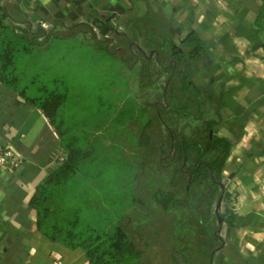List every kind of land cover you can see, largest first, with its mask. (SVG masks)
Segmentation results:
<instances>
[{"label": "crops", "instance_id": "1", "mask_svg": "<svg viewBox=\"0 0 264 264\" xmlns=\"http://www.w3.org/2000/svg\"><path fill=\"white\" fill-rule=\"evenodd\" d=\"M262 7V0H0L20 30L85 26L99 39L144 36L161 52L173 44L186 54L184 40L191 33L201 39L202 55L190 59L191 82L202 91L211 136L230 147L219 198L208 207L215 222L208 245L201 257L178 251L184 261L175 264H264ZM0 144L24 160L18 169L0 170V264H89L82 250L37 228L32 196L65 155L44 113L1 81Z\"/></svg>", "mask_w": 264, "mask_h": 264}, {"label": "rangeland", "instance_id": "2", "mask_svg": "<svg viewBox=\"0 0 264 264\" xmlns=\"http://www.w3.org/2000/svg\"><path fill=\"white\" fill-rule=\"evenodd\" d=\"M98 39L85 27L56 30L46 43L37 39L43 45L27 67V74L43 72L60 82L62 98L51 125L65 156L57 166L68 158L64 144L79 151V182L56 189L46 203L49 218L67 232L78 206L80 228L122 226L134 250L132 260L121 264L181 263L178 251L188 259L201 257L215 228L208 207L219 190L194 175L191 162L176 161L169 146L182 138L205 146L210 113L204 104L199 110L192 94L178 92L186 66L179 65L170 79L163 74L171 60L168 48L162 53L144 36Z\"/></svg>", "mask_w": 264, "mask_h": 264}, {"label": "trees", "instance_id": "3", "mask_svg": "<svg viewBox=\"0 0 264 264\" xmlns=\"http://www.w3.org/2000/svg\"><path fill=\"white\" fill-rule=\"evenodd\" d=\"M262 3L261 20L264 23V0H262ZM53 32L55 31L45 32L41 29L32 31L29 27L26 30H20V28L12 24L9 16L0 9V81L5 87L17 93L26 103L40 109L51 124H56V114L62 98L60 82L44 78L43 72H34L33 74H31L32 71L28 74L26 72L28 65L34 61L35 56L38 54V49L43 45L39 44L37 39L42 38L46 43L52 37ZM90 32L92 31L90 30ZM120 37L122 41H127L128 39V37L123 35ZM103 42L106 50L110 40ZM182 46L191 48L190 53L186 54L181 48L173 44L170 45L168 51L172 60L167 62L166 68L162 66L161 68L164 69L163 74L169 73V79L172 78L179 65H184L189 69V72L183 74L180 79L181 87L178 92L195 96L197 107L200 110L203 104L201 98L203 94L191 82L190 59H197L202 55L203 43L196 33H191L184 40ZM174 92L173 88L169 89V98L173 97L172 93ZM204 125V132L207 134L205 146H202L199 141L190 142L186 138H182L178 144L170 145L169 151L175 152L176 161H181L182 163L191 162L194 167L193 174L197 175L198 178L210 180L212 184L218 187L221 167L230 144L209 135L213 129L211 122H205ZM64 145L68 154L67 160L49 172L46 179L36 188L32 196L31 207L37 214L38 230L50 241L60 243L69 250H82L89 264H121L123 259L132 260L130 255L134 248L122 226L116 225L112 228L98 230L93 224H88L86 227L80 228L78 224L83 209L78 206L74 207L72 224L67 232H62L58 229L55 218H49L50 213L46 203L56 189L69 182H79V151L76 153L69 145ZM194 151L196 153L192 156ZM214 151H222L221 157L215 158L212 162H203L202 158ZM202 169H205L204 173ZM75 193L76 191L74 192L73 190L71 197L72 195L75 196ZM155 198L158 203H163L161 193H157Z\"/></svg>", "mask_w": 264, "mask_h": 264}, {"label": "built area", "instance_id": "4", "mask_svg": "<svg viewBox=\"0 0 264 264\" xmlns=\"http://www.w3.org/2000/svg\"><path fill=\"white\" fill-rule=\"evenodd\" d=\"M24 164V160L10 145L0 144V170H15Z\"/></svg>", "mask_w": 264, "mask_h": 264}]
</instances>
